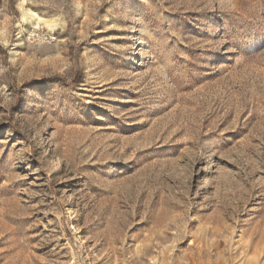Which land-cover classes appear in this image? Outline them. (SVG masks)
<instances>
[{"label": "rangeland", "instance_id": "obj_1", "mask_svg": "<svg viewBox=\"0 0 264 264\" xmlns=\"http://www.w3.org/2000/svg\"><path fill=\"white\" fill-rule=\"evenodd\" d=\"M264 0H0V264H264Z\"/></svg>", "mask_w": 264, "mask_h": 264}, {"label": "bare ground", "instance_id": "obj_2", "mask_svg": "<svg viewBox=\"0 0 264 264\" xmlns=\"http://www.w3.org/2000/svg\"><path fill=\"white\" fill-rule=\"evenodd\" d=\"M251 248L258 254L264 253V232L260 233L257 240L253 241Z\"/></svg>", "mask_w": 264, "mask_h": 264}]
</instances>
